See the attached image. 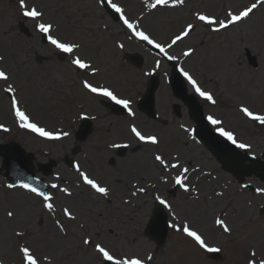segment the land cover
Instances as JSON below:
<instances>
[{
  "label": "rangeland",
  "instance_id": "rangeland-1",
  "mask_svg": "<svg viewBox=\"0 0 264 264\" xmlns=\"http://www.w3.org/2000/svg\"><path fill=\"white\" fill-rule=\"evenodd\" d=\"M255 2L185 0L184 5L176 8L150 11L144 0H112L124 9L130 20H140V27L162 44L170 43L187 23L199 25L185 41L169 49V55L176 56L201 87L213 94L216 104L200 98L207 115L221 119L222 126L233 131L238 141L250 143V151L261 155L264 152V126L246 118L239 107L244 105L264 113V6L254 10L250 19L220 33L211 31L194 15L201 12L225 19L228 10H242ZM27 3L45 12V19L55 26V35L65 41L80 43L82 48L78 54L99 67L95 76L83 72V79L108 84L122 96L132 99V107L137 106L145 93L150 77L145 73H159L157 109L164 115L171 110L169 117L175 121L162 126L137 112L136 119L139 118L134 123L144 134L157 135L161 144L157 147L138 142L129 131L130 119L107 111L99 101L101 97H93L83 89L80 72L71 65V57L60 60V52L43 42L34 22L22 15L19 0H0V56L4 57L0 68L12 77L22 107L27 108L35 121L49 130L70 133L62 141H49L21 129L11 110L10 95L3 91L5 84L0 81V124L11 129L8 132L0 129V140L18 141L28 151L35 152L40 162L48 161L45 152H50L60 165L47 182L67 187L73 193L67 197L51 188L56 210L50 213L43 207L41 198L23 189H7L8 182L0 175V260L4 264H22L18 246L28 244L39 256H47L51 264H101L99 254L82 243L83 238H96L98 234L99 239L118 254L146 256L151 253L153 264H247L251 250L256 252L257 259L264 258V195L238 185L219 167L207 149L180 129V123L190 124V121L185 113L181 115L183 120L173 116V104L183 106L173 95L168 82L169 64L151 52L144 42L131 36L122 22H115L99 0H27ZM20 22L29 27L30 37L20 31ZM121 43L123 49L118 47ZM190 47L197 51L192 57H184L183 52ZM135 51L145 56L142 69L124 61L125 52ZM40 56L45 60L39 61ZM157 61L159 68H156ZM188 89L190 93L194 92L189 83ZM87 112H97L102 117L96 132L81 144L76 142L74 133L80 113ZM124 141L129 146L123 156L116 148L109 147L112 143L122 144ZM78 145L82 146V151L73 156ZM156 152L179 155L181 159L195 158V163H201L203 169L212 170L211 178L202 183L203 188L201 185L197 187L200 190L197 198L179 187L172 199L173 211L179 219L174 220L170 215V221L191 223L190 227L200 230L207 243L222 249V261L211 260L191 238L173 229L167 242L159 248L145 233L156 202L154 195L168 196L174 184L173 177L178 172L165 173L153 159ZM67 157H74L81 170L96 178L101 186H108L110 196L100 197L84 186L75 168L65 163ZM37 174L41 175L40 172ZM165 175L167 184L161 180ZM197 178L189 177L191 188L197 186ZM249 181H253L257 188H264V183ZM150 184H155L156 188H149L147 195L130 196L133 185L148 188ZM217 192L224 195L217 196ZM125 199H131L132 203L125 205ZM65 206L77 215V221H70L63 215ZM9 210L15 213L12 221L6 215ZM218 217L233 229L232 235L223 233L215 224ZM57 220L64 224L67 236L60 232ZM18 230L26 233L23 240L15 235Z\"/></svg>",
  "mask_w": 264,
  "mask_h": 264
},
{
  "label": "snow or ice",
  "instance_id": "snow-or-ice-1",
  "mask_svg": "<svg viewBox=\"0 0 264 264\" xmlns=\"http://www.w3.org/2000/svg\"><path fill=\"white\" fill-rule=\"evenodd\" d=\"M99 3L104 4L107 3L111 6L112 9L115 10L116 13H119L118 19L122 22V25L126 27L131 32V36L138 38L141 41L146 42L148 45L153 46L158 49L160 53H162L168 60H176L177 57L174 55H169V49H172L174 46H177L180 42L185 41L190 34H192L196 27L199 25L194 24L192 22L187 23V25L183 28V30L175 35L170 43L162 44L157 42L154 38H152L146 31H144L140 27V20H130L124 13V9L118 6L115 3H112V0H99ZM145 6L148 10H157L158 8L171 7L176 8L177 6H182L185 3V0H144ZM264 6V0H256L255 3L250 4L249 6L244 7L242 10H237L233 12L232 10H228L226 13L225 19H217L211 14H205L201 12L194 13L195 19L201 23H203L206 27H209L211 31L220 33L222 30H229L233 26L239 25L241 22H244L250 19L251 14H254V10L259 7ZM19 7L21 13L24 17L29 18L34 22V26L36 30L43 34L46 38L47 42L52 45L56 50L60 53L68 54L70 59V63L74 66L75 69L82 72H90L93 76H95L99 71V67H93V64L87 60L86 58H82L78 53L80 52L82 45L78 42L65 41L62 40L59 36L55 35V26L51 21L45 19V12L42 10H38L35 5H29L27 0H19ZM131 38V37H130ZM119 48L123 49L124 44H119ZM197 51L195 48H188L183 52L184 57H192L194 53ZM4 61V57L0 56V62ZM160 67L159 61L156 62V68ZM182 76L185 80L192 86L193 91L201 98L211 102L212 104H216V99L210 91L204 90L199 84L197 78L194 77L192 73L185 70L183 67L179 69ZM154 72H146V76L153 75ZM0 81L4 82L5 87L3 91L10 95V105L13 115L18 123V126L21 129H25L30 131L31 133L37 134L38 136L49 140V141H62L65 138L70 136L68 131L64 130H49L38 121H35L31 113L28 112L27 108L22 107V102L18 98V87L15 82L12 80V77L9 73H7L3 68H0ZM83 89L87 90V92L107 99L111 101L113 105L121 106L124 110H126L127 115L135 119L136 113L133 111L132 104L133 101L130 98H125L119 95L111 86L105 85H95L90 83L89 80L84 79L81 81ZM239 111L243 113V115L249 120L257 123L260 126H264V113L254 111L248 106L241 105L239 107ZM80 119H96L94 116H88L86 113L80 114ZM206 119L208 122L216 126L215 131L219 134V136L224 137L227 141H230L232 145L237 149L245 150V152H249L252 149V145L250 143H244L237 140L236 135L231 130H226L223 127V121L214 116H207ZM130 132L136 138L138 142H141L146 145L159 146L161 144V140L155 134H144L141 129H139L136 123L130 124ZM184 128L183 125H181ZM0 129H3L5 132L11 131V129L7 128L5 125L0 124ZM185 132H188L192 139L195 140L196 136L193 134L195 130H190L188 128H184ZM129 145L127 144H119L112 143L109 145L111 148H127ZM154 161L165 171V173L171 172L172 170H178L177 174L173 177L174 184L183 189L184 192L195 191L194 188L189 187V177L191 173H195L199 171V169L192 167L191 169L188 166H184L181 162L179 156H173L172 162H169L164 155L159 152L153 154ZM75 171L79 174L81 183L84 186L89 187L94 191L95 194L99 195L103 198H108L110 196L111 189L108 186H101L100 183L97 182L96 178H92L89 174L83 170H81L80 165L77 163L75 165ZM204 175L210 176L211 173H204ZM59 179V177H57ZM161 180L163 183H168L167 175L162 176ZM38 182L28 183L24 181L12 182L5 185L7 189L14 190L16 188H20L26 190L28 194H32L37 198H41L42 205L45 209H47L50 213L55 212V206L53 203L54 197L51 192L43 190L41 187L37 186ZM80 185L78 184L77 187ZM47 187V186H45ZM50 187L52 189H56L59 192H62L65 196L71 197L73 193L67 187H60L58 184H51ZM134 191H131L130 196L136 198L138 194L147 195L148 189L156 188L155 184H150L148 188L140 187L137 185L132 186ZM242 187L247 188V184H243ZM256 193L260 195H264V188H256ZM217 196L222 197L224 195L223 192H217ZM154 200L158 202L159 205L162 206V209H167L169 213L172 214L174 220H178L179 218L176 216L173 211V206L169 203L168 200L162 198L161 195L155 194ZM125 205H130L132 203L131 199L123 200ZM63 215L70 221H77V215L74 214L73 211L69 209L68 206L63 207L62 209ZM7 218L12 221L15 219V213L11 210L6 213ZM56 224L61 233L65 236L68 235L67 230L65 229L64 224H62L59 220L56 221ZM215 224L219 226L223 233L227 235H232L233 229L229 227L223 218H217L215 220ZM81 228L84 227L83 224L80 225ZM168 227L173 229L177 233H182L188 238H191L192 241L195 242L196 245L199 246L200 249L205 251L206 253H219L222 249L218 246H212L206 242L204 236L200 233L198 229L190 227L187 221L181 223H168ZM113 234L114 230H113ZM15 235L21 240L24 239L26 233L23 230L15 231ZM83 245L89 246L95 250L97 254H99L101 264H153L154 256L149 253L146 256H142L138 253L133 254H118L114 252L103 240L99 239V234L96 238L93 237H85L82 240ZM18 252L21 256L22 264H51V261L47 256H39L36 250L28 245V244H20L18 246ZM0 264H4L2 260H0ZM247 264H264V258L257 259L256 252L251 250L249 252V259Z\"/></svg>",
  "mask_w": 264,
  "mask_h": 264
},
{
  "label": "water",
  "instance_id": "water-1",
  "mask_svg": "<svg viewBox=\"0 0 264 264\" xmlns=\"http://www.w3.org/2000/svg\"><path fill=\"white\" fill-rule=\"evenodd\" d=\"M111 14L114 18H117L112 11ZM21 29L27 35H30L29 29L24 27L23 24H21ZM127 57H130L131 61L138 67L142 65L143 59L138 54L127 55ZM61 58H63V56H61ZM170 82L173 86L175 95L187 103L194 120L198 124L196 129L197 137L213 152L217 159L223 164L224 168L231 171L235 176L242 180L246 175H251L255 169H258V176L264 180V161L241 152L227 141V139L212 131L207 120L204 118L203 109L199 101L194 95L187 93L185 82L177 67H174L173 69ZM158 85V78L154 77L141 102L143 110H146L151 114H154L155 111V91L157 90ZM108 106L114 110L117 109L115 105ZM91 130L88 121L86 126L79 130L77 137L81 141H84L90 134ZM124 150L125 149H122V154L124 153ZM0 156L3 158V167L0 168V172L5 170L6 172L4 173V176L9 179L11 183H19L20 181L28 183L38 182V187L48 191V186L44 183V179L37 178L35 171L32 169L34 159L33 153H27L17 142H9L7 144H0ZM248 161L250 163H247ZM68 163L72 165V160H68ZM56 165L57 161L54 159L47 164H39L40 170L45 175L53 173V167ZM147 231L159 244L165 242L168 233L167 216L159 206H157L155 214L148 224ZM212 256L216 259L220 258V254H212Z\"/></svg>",
  "mask_w": 264,
  "mask_h": 264
},
{
  "label": "flooded vegetation",
  "instance_id": "flooded-vegetation-1",
  "mask_svg": "<svg viewBox=\"0 0 264 264\" xmlns=\"http://www.w3.org/2000/svg\"><path fill=\"white\" fill-rule=\"evenodd\" d=\"M110 112V111H109ZM112 113V112H111ZM142 114V113H141ZM182 114V113H181ZM181 114H180V116H181ZM144 115V114H143ZM146 118H148L146 115H144ZM166 116H168V114L166 115ZM179 116V115H178ZM155 121V120H154ZM173 123H174V121H173ZM95 132H96V130H95Z\"/></svg>",
  "mask_w": 264,
  "mask_h": 264
}]
</instances>
